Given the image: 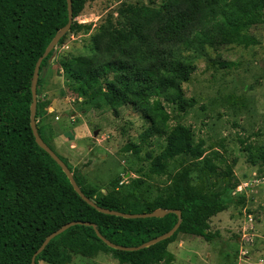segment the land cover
Segmentation results:
<instances>
[{
	"label": "trees",
	"instance_id": "1",
	"mask_svg": "<svg viewBox=\"0 0 264 264\" xmlns=\"http://www.w3.org/2000/svg\"><path fill=\"white\" fill-rule=\"evenodd\" d=\"M90 1L96 0H72L74 22L57 47L69 34L91 30V25L77 21ZM168 6L163 14L160 9ZM263 9L264 0H165L157 9L121 3L116 25L108 19L95 35L97 54L66 58L60 63L62 71L70 87L85 88L89 96L85 107L109 109L116 116L130 107L150 122V128L167 127L170 117L164 104L181 106L183 85L192 70V57L185 54L200 53L207 46L248 43L245 18ZM68 16L67 0H0V264H32L45 239L72 222L96 228H69L37 255V264H71L75 256L94 259L102 253L111 254L119 264H174L168 247L180 234L212 241L219 234L210 231V220L232 203L243 204L245 198L237 194L232 170L223 171L219 152L205 155L203 142L195 143L190 129L180 124L162 131L166 146L152 159L147 178L153 181L176 167L169 183L161 184L165 187L131 177L120 185L117 178L104 193L56 153L40 120L49 104L38 98L39 134L98 207L126 214L157 209L182 214L178 231L147 249L115 250L98 237L97 231L115 245L138 247L173 229L178 216L124 219L99 212L75 192L61 167L37 145L31 129L32 79L38 59L68 23ZM56 48L41 64L38 97Z\"/></svg>",
	"mask_w": 264,
	"mask_h": 264
},
{
	"label": "rangeland",
	"instance_id": "2",
	"mask_svg": "<svg viewBox=\"0 0 264 264\" xmlns=\"http://www.w3.org/2000/svg\"><path fill=\"white\" fill-rule=\"evenodd\" d=\"M121 3L157 9L165 0L87 3L77 21L91 25V30L69 34L43 74L38 98L49 106L43 107L40 120L51 139L58 138L52 140L53 148L104 193L117 178L120 185L131 177L165 187L161 184L169 183L176 167L149 181L152 159L166 146L163 130L186 126L195 143L203 142L205 155L219 152L223 171L232 170L237 194L245 202L232 203L210 220V231L219 234L210 242L180 234L168 247L174 264H264V9L245 18L248 43L207 46L198 55L185 54L192 57V70L183 85L181 106L164 104L170 117L167 127L150 128V122L130 107L117 116L109 109L85 107V88L70 87L60 64L66 58L94 57L95 35L108 19L116 25ZM169 9L160 10L164 14ZM71 264L119 262L102 253L94 259L75 256Z\"/></svg>",
	"mask_w": 264,
	"mask_h": 264
},
{
	"label": "water",
	"instance_id": "3",
	"mask_svg": "<svg viewBox=\"0 0 264 264\" xmlns=\"http://www.w3.org/2000/svg\"><path fill=\"white\" fill-rule=\"evenodd\" d=\"M68 3V11H69V16H68V23L62 28L60 29L57 34L55 35V37L52 39L51 43L48 45V47L46 48L45 52L43 53V55L38 59L36 67H35V71H34V75H33V79H32V84H31V90H32V96H33V102L31 105V129L33 132V135L35 137L36 143L37 145L44 150L47 154L50 155V157L61 167L62 171L65 173V175L67 176V178L69 179L72 187L74 188L75 192L90 206L96 208L99 212L106 214V215H111V216H116V217H121L124 219H147V218H164L166 215L174 213L178 216V223L175 225V227L173 229H171L169 232L147 242L142 244L141 246L138 247H122V246H118L115 245L111 242H109L108 240L104 239L100 233L97 231V235L98 237H100L105 244L115 250H121V251H139V250H143V249H147L151 246H154L160 242L166 241L168 239H170L179 229L180 225H181V221H182V214L180 211L178 210H164V209H157L154 212L151 213H143V214H126V213H121L118 211H113V210H109V209H104V208H100L98 207L94 201H92L91 199L87 198L83 192L81 191L80 187L78 186L73 173L71 172V170L69 169V167L64 163V161L62 159H60V157L43 141L41 135L38 132L37 129V123H36V112H37V103H38V94H37V88H38V80H39V76H40V67L41 64L43 62V60L48 57V55L51 53V51L53 49H55L58 45L60 40L67 35V33H69V31L71 30V27L73 25L74 22V17H73V9H72V0H67ZM77 225H85V226H92L94 228H96V225L92 224V223H87V222H72V223H68L66 225H64L63 227H61L60 229H58L57 231H55L54 233H52L51 235H49L45 241L43 242V244L41 245L40 249L38 250V252L33 256L32 258V264H37L36 263V257L37 255H39L40 253H42L45 248L47 247V245L57 236H59L60 234L64 233L66 230H68L69 228L73 227V226H77Z\"/></svg>",
	"mask_w": 264,
	"mask_h": 264
},
{
	"label": "crops",
	"instance_id": "4",
	"mask_svg": "<svg viewBox=\"0 0 264 264\" xmlns=\"http://www.w3.org/2000/svg\"><path fill=\"white\" fill-rule=\"evenodd\" d=\"M50 110H52V111H54L55 109H50ZM57 137L55 138V140H53V141H57ZM170 251V250H169ZM172 253V252H171ZM173 254V253H172Z\"/></svg>",
	"mask_w": 264,
	"mask_h": 264
}]
</instances>
